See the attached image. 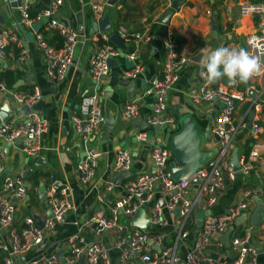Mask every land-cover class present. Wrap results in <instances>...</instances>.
Instances as JSON below:
<instances>
[{"label": "built area", "instance_id": "1", "mask_svg": "<svg viewBox=\"0 0 264 264\" xmlns=\"http://www.w3.org/2000/svg\"><path fill=\"white\" fill-rule=\"evenodd\" d=\"M46 7L40 11L35 20L28 17V5H20L19 22L23 25H30L33 21L44 22V28L62 37V45L59 48L50 45L44 38L41 31L35 34V43L42 51L45 60L48 61L47 74L51 79H64L68 67L74 59L75 49L79 43L80 33L60 19L59 11L64 0H46ZM104 3H91L92 16L94 21L104 15ZM239 15L241 17L264 16V1L241 0L239 3ZM117 35L125 43L134 42L136 47L126 54V57L134 62L129 70L123 74V78L133 79L140 74L144 67L137 60L138 46L146 44L151 36L148 29L143 32H130L124 27L117 30ZM102 39V40H101ZM99 38L96 49L89 60L88 73L94 80L107 76L110 72L109 60L118 57L122 51L108 41V36L102 35ZM98 41V37L95 38ZM250 51L264 56V27L261 34H251L245 39ZM164 62L162 74L159 78L153 79L145 89V96L153 98V108L145 116L149 127L156 125L170 129L175 125V118L167 113V94L176 85L181 70L189 61L180 52L176 38L168 30L163 40ZM15 44L18 48L20 42L16 32L12 29L0 31V59L21 60L22 51L16 58L13 50L9 47ZM204 69L200 71V84L189 89L187 95L194 105H207L211 107L210 133L218 138L217 153L202 165L191 176L181 180H174L168 171V164L171 162V153L164 140L155 136L151 140L150 161L154 167L153 172H144L131 180H126L121 187L124 193L114 201L108 212L98 210L91 216L95 224L94 235L99 239L105 232L107 236L113 235L111 246L123 249L117 264H134L138 256L145 264H216L211 257L212 252H219L229 247L232 254L228 264H258L255 241H260L259 246L264 254V218L258 227H252L248 222H241L233 228L229 235L227 246L222 241L223 234L233 225L242 214L247 218L255 207H252L253 200L264 193V98L262 93H251L253 86H247L243 90L236 87L228 88L212 83L209 84L203 75ZM10 93L14 100L20 105L29 108L19 120L3 121L0 125V142L10 143L18 141L22 150L29 155H37L43 148V135L47 132V121L32 107L41 99L42 93L38 85H34L31 92H17L9 89L5 81L0 80V108L3 103V95ZM247 104V107L244 106ZM216 107V108H215ZM129 117L137 119L140 116V109L137 103H129L125 106ZM252 110L250 128L248 116ZM72 122L80 135V145L85 152L84 158L77 164V172L81 181L86 184L95 176L97 160L101 152L94 146V140L100 131L101 125L105 122V115L102 110L101 98L97 94H85L81 97L78 105V112L72 116ZM246 131L245 135H242ZM239 135V136H238ZM146 139L145 134L140 136ZM240 142H237L236 139ZM248 139H254L249 150H246ZM238 144V145H236ZM239 148L240 170L234 171L231 162L232 151ZM132 163L128 150L118 148L115 152L113 172H125L130 170ZM262 177V186L257 188L247 187L242 191L241 199L229 206L224 213H212L204 220L192 248L184 256H180L172 249H163L159 252L148 253L149 245H160L159 237H149L148 234L139 229L123 234L122 226L119 223V216L132 217L139 209L148 208V225L163 226L166 221L162 217V210L169 211L178 209L175 224L179 229V235L184 237L186 230L184 226L189 219L194 205L198 199L203 200L207 208L211 209L216 205L218 196L227 185L232 184L237 173L244 178L252 174ZM0 174L3 175L2 189L6 196H0V256L1 264H75L81 257H84L83 264H110V255L107 248L101 241L89 243L82 235L79 228L66 241L68 255L61 259L56 254L48 256L39 255L26 260V255L43 241L44 231L52 230L56 223L61 221L65 213L72 208L68 199L66 188L50 186L46 188V198L50 206L52 218L43 220V228L40 229L34 216L28 214L24 217L23 225L20 228L13 227L12 223L17 210V204L26 200L28 190L27 181L24 175H10L5 172L3 154L0 150ZM196 180L198 184H194ZM120 185V184H119ZM117 185V186H119ZM116 187L112 182H107L105 191L112 192ZM158 187L160 198L153 200V193ZM195 187V194L191 191ZM11 197L17 202H12ZM99 201L103 200L98 195ZM164 201V205H162ZM144 209V208H143ZM145 210V209H144ZM146 211V210H145ZM124 247H127L124 249ZM209 250V254L205 253ZM20 256L24 260L17 262Z\"/></svg>", "mask_w": 264, "mask_h": 264}, {"label": "crops", "instance_id": "2", "mask_svg": "<svg viewBox=\"0 0 264 264\" xmlns=\"http://www.w3.org/2000/svg\"><path fill=\"white\" fill-rule=\"evenodd\" d=\"M22 5L35 7L37 3L43 2L44 8L46 0H20ZM109 1H114L108 4ZM172 0H64L63 6L59 11L60 19L66 22L80 33L79 43L75 49L74 59L68 67L64 79L57 80L49 78L47 74L48 61L42 51L35 43V34L43 31L46 37L50 38L53 32L44 28V22L33 21L32 24L23 25L19 22L18 6H10V2L0 0V31L12 29L16 32L22 51V59L5 60L0 59V72L10 70L17 74L16 82L21 83L16 87L14 83L12 90L17 92H31L34 85H38L42 97L32 107V111L38 112L47 121V132L43 135L42 146L39 154L29 156L21 148L18 141L0 142V150L3 154V164L5 172L10 175H27L29 198L17 204V210L12 223L13 227L20 228L23 225L24 217L28 214L37 216L42 221L47 218L46 212L42 209L38 198V186L44 184L48 189L50 186L66 188L68 199L72 205L61 221L56 223L52 230L44 231L43 241L36 248L32 249L25 257L26 260L35 258L39 255L48 256L56 254L61 259L68 255L66 247L67 239L79 228L83 237L89 242L101 241L107 245L110 264H117L123 249L111 246L113 235H102L97 238L94 235L93 222L91 216L97 210L108 212L111 205L123 193L120 182L112 192L104 189L109 181L113 183V165L115 152L118 148L128 150L132 159L131 180L144 172H152L154 167L150 161L151 140L155 136L164 140L165 137L173 135L179 131L180 123L172 128V134L167 133L170 129L163 128L159 132L153 127L147 126L140 129L138 125H132L133 118L129 117L125 106L129 103H137L140 109V116L136 119L141 121L151 112L153 108V98L145 96L144 91L150 82L159 78L162 74L164 62L163 40L168 30L174 37L183 40L180 52L188 58L187 64L181 70L179 79L167 94V113L176 115L179 119L191 116L200 127L203 134L206 127L211 125V107L194 105L187 95L190 88L199 85V73L203 70L201 59L199 63L191 61L192 57L201 53V49H215L220 46L244 47L245 39L251 34H261L264 27V16L241 17L239 15V3L241 0H180L181 5L178 10H173L168 25L157 23L156 28L150 33L151 21L155 23L166 11L171 10ZM264 1V0H261ZM91 3H104V14L110 17L111 32L117 33L120 27L126 28L130 32H143L149 30L148 35L151 39L143 45L138 46L137 60L143 65L144 69L136 78H123L126 70H129L134 62L126 57V54L133 50L136 45L134 42L125 43L126 48L116 58H112L110 72L107 76L94 80L88 73L89 60L92 57L97 43H100L102 35L107 33L95 32L93 35L92 25L95 22L92 16ZM43 8V9H44ZM42 9V10H43ZM214 20H216L214 24ZM213 25L216 26L213 29ZM44 35V34H43ZM98 37V41L95 38ZM45 38V36H44ZM102 40V39H101ZM109 41V40H108ZM130 80L133 86L129 88L120 86L119 83ZM217 85L234 88L235 85L229 84L226 78L217 81ZM243 86H253L255 93H262L264 98V76L253 77L247 83H237ZM236 84V85H237ZM95 93L101 98L102 110L105 115V122L101 125L100 131L94 140V146L99 149L101 155L97 160V169L93 179L84 184L77 172V164L81 161L85 152L80 145V135L72 122V116L78 112V105L81 97L85 94ZM7 104L9 110L5 115V121L13 119L19 120L28 113V108L17 103L10 93L3 95V103L0 110ZM121 105V107H119ZM216 108V107H215ZM109 116L112 117L111 124ZM263 127H264V121ZM2 123L0 114V125ZM249 128H247L248 130ZM210 133V128H209ZM145 134L146 139L140 136ZM211 134V133H210ZM246 131L242 134L245 135ZM239 136V135H238ZM128 138V139H127ZM134 138V141H132ZM213 138V137H212ZM205 142L203 150H210L218 146L217 141ZM237 142L238 137L236 139ZM260 139V142H263ZM238 145V144H236ZM264 157V153H263ZM30 172V173H29ZM3 175L0 174V196L9 198V194L2 189ZM262 186V177L252 174L244 178L240 173L232 184L220 192L218 201L210 210L206 207L203 200L197 201L184 226L186 235L181 237L179 229L175 224L178 213L176 210H162V217L166 225H148L146 232L149 237H159L160 245H149L148 253L159 252L163 249H172L180 256H184L192 248L197 233L206 217L211 213L221 214L226 209L237 203L242 197V191L247 188H257ZM195 187L191 194L194 196ZM102 195L103 200L97 199ZM160 198V192L156 187L153 193V200ZM264 201V193L256 199ZM14 198L11 197V200ZM256 199L253 200L252 207L256 206ZM36 204H33V203ZM31 205V206H30ZM148 216V208L143 207ZM132 217L119 216V223L122 226L121 232L127 234L136 228L131 224ZM222 238V237H221ZM260 241H255L258 264H264V254L261 252ZM229 247L223 251L212 252L216 264H228L232 254ZM212 257V256H211ZM1 264V256H0ZM75 264H80L79 260ZM134 264H145L138 256L134 259ZM184 264V263H181Z\"/></svg>", "mask_w": 264, "mask_h": 264}, {"label": "water", "instance_id": "3", "mask_svg": "<svg viewBox=\"0 0 264 264\" xmlns=\"http://www.w3.org/2000/svg\"><path fill=\"white\" fill-rule=\"evenodd\" d=\"M7 2H10V6H20L21 1L20 0H6ZM114 1H109L108 4H112ZM181 5L180 0H172L170 8L171 10L166 11L161 17L157 19V22L162 25H168L169 19L171 16V13L173 10H178ZM0 21H2V17L0 16ZM214 24L216 20L213 21ZM66 23V22H65ZM216 26L213 25V29H215ZM95 32L99 33H107L109 34L108 40L110 43L114 44L116 47H118L121 51H123L126 46L124 42L119 38L117 33L111 32V22L110 17L107 13H105L101 19L95 21L92 25V31L91 33L94 35ZM201 59V53H198L196 56L192 57L191 61L199 63ZM112 60H109V63ZM20 82H16L15 86L17 87ZM120 86L127 87V90L129 93V87L131 88L133 86V83L130 80H124L119 83ZM252 96L255 95V92L251 93ZM121 107V105H119ZM9 110V107L7 104L4 105V107L0 110L1 114V120L2 122L5 121V113H7ZM29 110V108H28ZM253 114L252 110L249 113L248 119V125L247 128H250L251 120H252ZM175 120H179L178 116H174ZM208 120H211V116L207 117ZM112 117L109 116V123L111 124ZM132 125L136 126L138 125L140 129L147 128L148 124L145 119L141 121H137L133 119ZM157 132H159L162 128L160 125L154 126ZM169 132V131H168ZM167 132V133H168ZM213 137V138H212ZM128 139V138H127ZM214 139L218 142V138L214 135H211L209 133V127H206L204 130V133H200V127L198 123L195 121V119L191 116H185L184 118L180 119V128L179 131L173 135H169L168 137L164 138L165 144L169 147L170 153H171V162L168 164V171L171 174L172 178L174 180H181L188 178L191 176L194 172H196L202 165H204L213 154L217 153V147L210 149V150H203L202 146L205 142H211ZM132 141H134V138H132ZM230 165L232 166L234 171L240 170V164H239V149L236 147L232 151L231 155V162ZM132 167V163L130 165V170ZM125 171V172H116L113 175V184L119 185L120 182H122L125 179H128L131 176V171ZM154 171V169H153ZM152 171V172H153ZM30 173V172H29ZM25 178H29V174L25 175ZM194 184H198L196 180H193ZM38 198L41 203L42 209L46 212L47 218H52V213L50 211V206L47 202L46 198V187L45 185L39 184L38 186ZM27 198H29L28 190L26 194ZM12 202H17V200L14 198L11 200ZM162 205H164V201L161 202ZM98 211V210H97ZM96 211V212H97ZM176 212H178V209H176ZM35 221L40 229L43 228V221L39 219L37 216L34 217ZM264 218V201L260 198L256 199V206L252 213L247 218L246 214H242L238 220L229 227V229L223 234L222 241L225 246H227L229 235L233 228L237 226L241 222H248L249 225L252 227H258ZM149 219L145 217V210L143 208L139 209L138 213L133 216V219L131 221V224L138 228L141 231H145L148 226ZM93 227H95V224H93ZM105 235H108L107 232H105ZM127 247H124L126 249ZM205 253L209 254V250H206ZM212 258H215V255H211ZM24 260L23 256H20L17 260V262ZM84 257H81L79 260L80 264H83ZM97 264H100L98 262Z\"/></svg>", "mask_w": 264, "mask_h": 264}, {"label": "clouds", "instance_id": "4", "mask_svg": "<svg viewBox=\"0 0 264 264\" xmlns=\"http://www.w3.org/2000/svg\"><path fill=\"white\" fill-rule=\"evenodd\" d=\"M200 51L203 75L209 84L226 78L229 84L235 85L264 76V56L244 47L220 46Z\"/></svg>", "mask_w": 264, "mask_h": 264}, {"label": "trees", "instance_id": "5", "mask_svg": "<svg viewBox=\"0 0 264 264\" xmlns=\"http://www.w3.org/2000/svg\"><path fill=\"white\" fill-rule=\"evenodd\" d=\"M44 8V3L43 2H39L36 4L35 7H30L28 9V17L32 20H35L36 17L40 14V11ZM157 20H155V23L153 21H151V27L149 28L150 29V33L154 31V29L156 28L157 26ZM42 33L44 34L45 36V40L50 44V45H53L54 47L56 48H59L61 47L62 45V37L57 35L56 33H52L53 35H51L50 38L46 37L45 33L42 31ZM148 33H149V30H148ZM149 33V34H150ZM176 40H177V43L179 45V49L180 47L182 46V43H183V40L178 38V37H175ZM9 47L13 50L14 52V55L15 57L17 58L19 56V53L21 52V49L18 48L15 44H10ZM16 78H17V74H15L14 72L10 71V70H5V71H2L0 72V80H3L5 81L7 87L11 90H19L20 88H17V89H13V85L14 83L16 82ZM217 83V82H216ZM215 84V83H214ZM235 87L239 90H243L244 87L241 86L240 84H235ZM247 107V104L244 106V108ZM254 143V139H248L247 142H246V150H249L251 145ZM127 180V179H126Z\"/></svg>", "mask_w": 264, "mask_h": 264}, {"label": "rangeland", "instance_id": "6", "mask_svg": "<svg viewBox=\"0 0 264 264\" xmlns=\"http://www.w3.org/2000/svg\"><path fill=\"white\" fill-rule=\"evenodd\" d=\"M177 123H180V119L179 120H175V129L174 131H176V127L178 129ZM239 146V145H238ZM33 204H36L35 202ZM31 206V205H30Z\"/></svg>", "mask_w": 264, "mask_h": 264}, {"label": "flooded vegetation", "instance_id": "7", "mask_svg": "<svg viewBox=\"0 0 264 264\" xmlns=\"http://www.w3.org/2000/svg\"><path fill=\"white\" fill-rule=\"evenodd\" d=\"M212 118V117H211ZM238 148V147H237ZM239 149V148H238ZM210 210V209H209ZM212 214V213H211ZM211 214H209V215H211ZM202 226V225H201ZM201 228V227H200Z\"/></svg>", "mask_w": 264, "mask_h": 264}]
</instances>
